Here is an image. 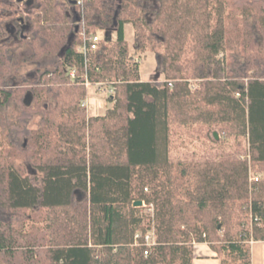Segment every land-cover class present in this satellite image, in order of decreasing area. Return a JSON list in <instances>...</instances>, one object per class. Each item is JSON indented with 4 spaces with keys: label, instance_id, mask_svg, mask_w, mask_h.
Masks as SVG:
<instances>
[{
    "label": "trees",
    "instance_id": "obj_1",
    "mask_svg": "<svg viewBox=\"0 0 264 264\" xmlns=\"http://www.w3.org/2000/svg\"><path fill=\"white\" fill-rule=\"evenodd\" d=\"M143 1L86 0L75 19L77 0H36L31 12L0 0V112L21 109L0 124V264H193L201 243L221 264H252L251 242L264 241V177L252 180L264 170V0ZM12 19L28 27L3 42ZM127 24L135 53H155L164 80L141 78ZM99 33L98 49L81 52L84 37ZM23 46L33 61L57 65L17 86L11 61ZM86 82L116 86L105 114L81 105ZM28 84L29 106L20 103ZM35 115L29 149L15 148L31 164L22 174L10 131ZM172 122L245 137L249 159L172 161ZM76 193L87 201L74 206ZM27 210H44L43 225L24 222ZM152 229L154 245L135 244Z\"/></svg>",
    "mask_w": 264,
    "mask_h": 264
},
{
    "label": "rangeland",
    "instance_id": "obj_2",
    "mask_svg": "<svg viewBox=\"0 0 264 264\" xmlns=\"http://www.w3.org/2000/svg\"><path fill=\"white\" fill-rule=\"evenodd\" d=\"M144 4L152 9L154 4L152 0L143 1ZM153 10L149 14V18L153 17ZM126 26V25H125ZM127 31L125 32V39L128 43L129 51L134 54L135 60L140 64L141 78L145 81L158 82L165 79V75L161 72L158 57L153 52L135 53V28L132 24H127ZM102 37V33L98 34ZM111 39L115 38V33L111 32ZM32 55L31 48L29 46H23L16 49L12 56V79L13 83L17 86H21L24 80H28L31 83H35L39 74L45 69H53L57 65V59L54 57H44L40 61H33L30 56ZM159 74V76H158ZM35 86V84H34ZM12 88L16 86H10ZM26 91L22 95L21 102L23 103L27 93H30L31 85H26ZM102 87V86H101ZM93 87L88 89L86 99L89 100L87 110L88 116H99L106 113L109 108L113 107V102L108 98L109 94L106 88ZM104 87V85H103ZM197 85H194L196 88ZM101 88V89H100ZM84 101V100H83ZM33 102V101H32ZM32 104V103H31ZM21 109L15 106V104L8 105L0 112V124H5L15 121L20 114ZM40 115L31 117L23 128L19 126L12 127L11 140L9 149L11 152L16 150L21 152L24 149L28 150V137L27 134L34 131L38 127L40 121ZM172 135L170 137V159L172 161H203V160H220L230 158L232 156H240L243 159H249L247 156L248 142L245 137L226 136L222 132L216 130L219 142L212 141L215 136L207 125L201 122H195L188 125H182L177 122H172ZM16 130H20L18 133ZM27 131V133H26ZM220 133V135H219ZM8 146V145H6ZM18 156V157H17ZM16 166L22 174L32 173L31 164L28 161L26 154L17 155L16 153ZM255 173V169L251 168ZM264 177V170L256 172ZM88 195L85 193H76L73 197V204L77 206L82 202H86ZM141 211L149 216L153 215V210L149 209V206H141ZM23 221L30 222L29 218L34 221L39 220L38 225L42 226V219L45 216V211H23ZM27 216L29 217L27 219ZM32 220V221H33Z\"/></svg>",
    "mask_w": 264,
    "mask_h": 264
},
{
    "label": "built area",
    "instance_id": "obj_3",
    "mask_svg": "<svg viewBox=\"0 0 264 264\" xmlns=\"http://www.w3.org/2000/svg\"><path fill=\"white\" fill-rule=\"evenodd\" d=\"M85 1L86 0H77L76 4H77V6L79 7L80 10L83 7ZM101 38L102 37L99 36V35H92V36H90L88 38L84 37V41H83V44L80 47V51L83 52L84 54H86V52L88 50L96 51L98 49V42H99V40ZM70 74H71V76H74V71H71ZM85 85H86V87L88 89L89 88L96 87V86H92L89 82H86ZM170 85H172V84H170ZM99 87L106 88L105 85H104V87H103V85H100ZM105 91L108 92L109 96H112L113 97V96L116 95L117 88H116V86L112 85V86H109L108 88H106ZM81 105L83 107L88 108L89 100L88 99H85L84 101H82ZM260 178H261V175L259 174V175L254 176L252 178V180H254L255 182H257V181L260 180ZM142 205L143 206H149V209L150 210H153V205H146L144 202H142ZM141 238L143 239V242H144V244L146 246L150 247V246L154 245L155 244V232H154V229L148 231L143 236L140 233L136 234L135 235V244H138ZM145 254L147 255L148 254V251H145Z\"/></svg>",
    "mask_w": 264,
    "mask_h": 264
},
{
    "label": "crops",
    "instance_id": "obj_4",
    "mask_svg": "<svg viewBox=\"0 0 264 264\" xmlns=\"http://www.w3.org/2000/svg\"><path fill=\"white\" fill-rule=\"evenodd\" d=\"M125 26V32L127 31ZM252 264H264V241L251 242ZM193 264H221V258L207 243L196 245V257Z\"/></svg>",
    "mask_w": 264,
    "mask_h": 264
},
{
    "label": "flooded vegetation",
    "instance_id": "obj_5",
    "mask_svg": "<svg viewBox=\"0 0 264 264\" xmlns=\"http://www.w3.org/2000/svg\"><path fill=\"white\" fill-rule=\"evenodd\" d=\"M28 0H19L20 7L24 10H29L30 12L33 11L35 8V2L36 0H32L31 4H27ZM79 7L77 6L76 2L70 5V11L72 16L77 19L79 18ZM28 11V12H29ZM26 20L24 19H12L9 21H6L4 23V31L5 36L3 37V42L5 41H16L22 33L27 29Z\"/></svg>",
    "mask_w": 264,
    "mask_h": 264
},
{
    "label": "water",
    "instance_id": "obj_6",
    "mask_svg": "<svg viewBox=\"0 0 264 264\" xmlns=\"http://www.w3.org/2000/svg\"><path fill=\"white\" fill-rule=\"evenodd\" d=\"M31 2H32V0H28V1H27V4L30 5ZM77 30H78V27H76V31H77ZM108 38H109V39L111 38V37H110V34H109V37H108ZM73 40H74V36L72 35V36H70L69 41H68V43H69V44H68L69 47L72 46V44H73ZM158 76H159V74H158ZM32 101H33V95H32L31 93H27L26 96H25V99H24V104L27 105V106H29V105H31ZM214 135H215L216 138H218V136H217L216 133H215ZM134 205H135V206H142V202H141V201H137V202H135Z\"/></svg>",
    "mask_w": 264,
    "mask_h": 264
}]
</instances>
